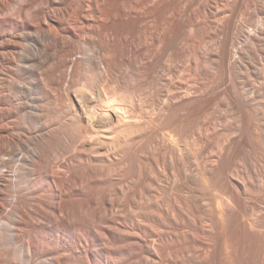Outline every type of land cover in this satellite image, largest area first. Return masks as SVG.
I'll return each instance as SVG.
<instances>
[{
    "label": "bare ground",
    "instance_id": "6f19581e",
    "mask_svg": "<svg viewBox=\"0 0 264 264\" xmlns=\"http://www.w3.org/2000/svg\"><path fill=\"white\" fill-rule=\"evenodd\" d=\"M0 264H264V0H0Z\"/></svg>",
    "mask_w": 264,
    "mask_h": 264
},
{
    "label": "rangeland",
    "instance_id": "374dc122",
    "mask_svg": "<svg viewBox=\"0 0 264 264\" xmlns=\"http://www.w3.org/2000/svg\"><path fill=\"white\" fill-rule=\"evenodd\" d=\"M185 4H186V2H185ZM196 8H197V7L195 6V7L193 8V10H195ZM221 9H222V7H221ZM219 10H220V8H218L217 11H219ZM220 11H221V10H220ZM220 11H219V12H220ZM238 20H241V19H238ZM182 45H186V44H182ZM186 46L188 47V45H186ZM186 46H182V48H183V47H186ZM169 65H170V64H169ZM171 65H172V64H171ZM180 65L182 66L183 63H180L179 66H180ZM178 69H179V72H180V73H181V72H184V71H183L184 69H182V68H181V69L178 68ZM181 70H182V71H181ZM180 73H179V74H180ZM187 73H188V72H187ZM187 73H186V74H187ZM181 74H182V73H181ZM183 75H185V73H183ZM188 75H189V73L187 74L186 77H187L188 79H190L191 77H190V75H189V77H190V78H189ZM178 76H179V75H178ZM178 76H176V75H175L174 77H173V76H170L169 78L172 79V77H173V79H175V82L177 83V81H178V79H179ZM176 77H177V80H176ZM179 77H180V76H179ZM180 79H181V78H180ZM188 79H185V80L187 81ZM185 80H183L184 83L182 82V85L184 84V86H185V83H186ZM179 83H180V81H178L177 84H179ZM188 83H189V84H188ZM189 85H190V82H189V80H188L187 83H186V86H189ZM159 167H160V166H159ZM159 170H160V172H162V171L164 170V168L161 167ZM195 174H196V173H195ZM160 198H161V197H160ZM160 198H159V197L156 198V201L158 200V203H160V202L162 203V201H159V200H162V198H161V199H160ZM147 199H148V196H146V198H145V196H144V197L137 198V199H136V200H137V204H138V205L142 204V206H144V207H148V206L150 205V203H156L155 200H154L155 202H152L153 200L150 202V200H149L150 198H149L148 200H147ZM146 200H147V201H146ZM141 201H142V202H141ZM140 202H141V203H140ZM148 202H149V204H147ZM143 203H144V204H143ZM147 205H148V206H147ZM140 206H141V205H140ZM140 209H141V208H140ZM140 209H136V210H135V214H136L137 216H138V215H141V213H142L141 211H143L142 209H141V211H140ZM138 211H139V212H138ZM139 213H140V214H139ZM159 217H161V216H159ZM154 231H157V230H154ZM161 231H163V230L161 229ZM189 255H190V254H189ZM189 255H187V257H188ZM187 257H186V258H187Z\"/></svg>",
    "mask_w": 264,
    "mask_h": 264
}]
</instances>
